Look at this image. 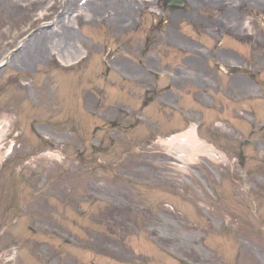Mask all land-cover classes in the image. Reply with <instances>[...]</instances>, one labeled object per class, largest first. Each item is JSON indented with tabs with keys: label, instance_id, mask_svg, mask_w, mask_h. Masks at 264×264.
Returning a JSON list of instances; mask_svg holds the SVG:
<instances>
[{
	"label": "rangeland",
	"instance_id": "rangeland-1",
	"mask_svg": "<svg viewBox=\"0 0 264 264\" xmlns=\"http://www.w3.org/2000/svg\"><path fill=\"white\" fill-rule=\"evenodd\" d=\"M67 1L0 0V154L11 147L0 160V264H264V3L103 0L94 14L98 0L66 11ZM62 15L78 53L59 57L55 35L44 58L22 64L16 49L38 30L59 31ZM226 60L244 73L222 72ZM164 70L195 73L158 98L191 108L201 134L218 131L208 141L224 157L184 164L149 125L136 126L138 113L182 127L165 104L140 101L157 84L148 73ZM195 89L221 113L195 105ZM49 149L59 159L42 156Z\"/></svg>",
	"mask_w": 264,
	"mask_h": 264
},
{
	"label": "bare ground",
	"instance_id": "bare-ground-1",
	"mask_svg": "<svg viewBox=\"0 0 264 264\" xmlns=\"http://www.w3.org/2000/svg\"><path fill=\"white\" fill-rule=\"evenodd\" d=\"M91 1L92 0H86L85 2H84V4L83 5H78V3L76 2V0H68L67 2H65V9H66V11H67V9H68V7L70 6V4H72V5H75V7L76 8H78V9H80V8H82V7H86V8H88V6H89V4H91ZM197 1L198 0H191L190 2L192 3V4H194V3H197ZM241 3H245V4H247V5H249L250 6V4L249 3H246V2H250V3H253V4H255V5H257V6H260V5H262L263 3H264V0H239ZM98 2H100V4L101 5H99V6H95L94 8H91V10L93 11V13L94 14H96L97 12H99V10L101 9V6H102V2H103V0H98ZM148 2L149 3H152V1L151 0H148ZM97 3V2H96ZM168 5L172 8V9H177V8H181V7H183L184 6V0H168ZM122 4H124V5H127L126 6V8H129V7H131V8H134V5H135V3H133V2H121V5ZM129 5H131V6H129ZM56 6H58V5H56ZM120 6V5H119ZM115 7V6H114ZM125 14H127V13H125ZM125 14L123 13V11H121V13L120 12H118L117 13V15H118V17L120 16L121 18H124V17H129V16H125ZM79 15L80 14H75V18L77 19V17H79ZM63 17H62V23H61V27H59V31H56V32H53V31H51L50 29H48V30H38L34 35H33V32H32V34L31 35H33V40H32V42H31V39L30 40H28L29 41V43H30V47H28L27 48V45H26V40L24 41V43H22L23 45H21L20 47H18L16 50H18V51H15L16 53H18V54H16L15 55V57H17V58H19V61L21 60L22 61V64L23 63H27V62H30V61H32V60H34V59H36V58H41V57H43L44 58V55H43V47H46L47 46V44H43V42L45 41V40H47V37H51V36H55V35H57V38H56V40L55 41H53V45H54V48H55V50H58V51H60L61 52V54H59L60 56L59 57H62V59H65L66 57H68V58H70L71 57V55H69L68 54V49H69V51L71 50V51H73V54H77L78 52L75 50V47H76V42L78 41L76 38H74V36H75V34L74 35H72V31H70V30H66L64 27H63V21H64V17H65V15H62ZM56 22V21H55ZM71 22H73V21H71ZM73 24H75V23H73ZM41 27H43V26H41ZM54 28H52V30H53ZM66 30V31H65ZM66 32H67V34H66ZM240 35H242V33L240 34ZM248 35H250V34H248ZM171 38H173V35H171V36H167V39L165 38V37H161L159 40H162V41H167V40H169V39H171ZM28 39H29V37H28ZM237 39V40H236ZM234 41L235 42H239L238 40H239V38H236ZM168 42V41H167ZM236 44V43H235ZM238 44H236V46H237ZM26 46V47H25ZM26 48V50H25V48ZM22 48H24V50H22ZM173 48H175V49H177L176 48V45H173ZM47 49V48H46ZM64 49H66L65 50V52H64ZM22 50V51H21ZM25 51H26V53H25ZM187 51L188 52H190V53H193V52H191L189 49H187ZM13 54V53H12ZM12 54H11V56L9 57V59H8V62H11L12 63V60H13V56H12ZM72 54V55H73ZM203 54V52H201V54L200 55H202ZM70 56V57H69ZM80 57H78L77 59H79ZM212 58V57H211ZM76 59V60H77ZM197 60H198V58H197ZM63 62L65 63V64H69L71 61H67V62H65L64 60H63ZM7 63V62H6ZM4 64V63H3ZM3 64H1L2 65V67H3ZM69 66H71V64L69 65ZM77 66V65H76ZM75 66V67H76ZM161 72H162V70H160ZM222 72H224L223 70H221ZM125 72V71H124ZM164 72H165V70H164ZM177 75H189V73H180V72H175ZM195 73H193L192 75H194ZM137 76V75H136ZM138 78L140 79V78H142V75H141V77L138 75ZM194 78H196L197 79V77H196V75H194ZM133 79V78H132ZM156 82H158L157 84H159L160 82H162L163 81V79H154ZM134 84H137V83H134ZM187 85H190V84H188V83H183V84H179V85H177L176 86V88L177 87H179V88H183V86H187ZM144 88H146L147 86L145 85V86H143ZM156 88L157 89H160L159 87H157L156 86ZM152 90H153V86L151 87V88H149V90L148 91H146V90H143V94L141 95V97H140V101L144 104L145 102H146V104L148 105L149 103H151L150 102V100L148 99L149 97H150V93L152 92ZM173 91H172V93L174 94V96L175 95H177V93H176V89L175 88H173L172 89ZM161 91V89L160 90H158L157 92H160ZM148 99V100H147ZM196 100V99H195ZM132 103H134L135 104V102L133 101V100H131L129 103H128V105L127 106H130V108L128 107V109H133V111L131 112V114L133 115V112H134V109H135V105L134 104H132ZM168 108H169V110L170 111H168V113H174L175 114V111H172L173 109H172V107L169 105L168 106ZM130 114V113H129ZM175 116H177L176 114H175ZM133 120L135 121V123H136V126H137V124H139V123H142V124H144V125H149V129L151 130V132H153V133H155V138H154V142L155 143H157V144H159V145H164L165 144V146H167V147H171V148H174V147H176L175 149H177V150H179L180 151V153L178 154V153H176L177 154V156L178 157H180L179 159L185 164V162H189V161H193L194 159H193V157H195L196 155H211V156H218L219 155V157H224V155L223 154H220L219 153V151L216 153L215 151V148H213V146L212 145H209L206 141H204L202 138H200L199 137V135H198V133H197V131H196V129H195V127L193 126V127H190V128H188V129H186L184 132H182V133H180V134H178V135H176V136H174V134H172V132L171 133H169L168 131H166V128H164L163 126H160V125H158V124H156V123H153V121L149 118V116H147V115H139L138 113L137 114H134V116H133ZM125 120V119H124ZM134 121H133V123H134ZM148 123V124H147ZM135 126V125H134ZM147 134H149V131H148V129H147ZM57 138H58V140H59V138L60 137H58L57 136ZM156 140V141H155ZM159 141V142H158ZM0 146H1V142H0ZM11 151V147H8V149L7 150H5V152L3 153V154H0V160H1V156H4V155H7L9 152ZM59 151H57L56 149H53V150H51V149H49L47 152H45L44 154H42V156H49V157H53V158H58L59 159ZM9 155V154H8ZM7 155V156H8ZM221 155V156H220ZM181 162V163H182ZM20 183H21V180L17 177V178H15V184H14V187H15V189H19L20 188ZM93 190H95L94 188H93ZM15 199V198H14ZM80 205H81V203H80ZM71 210V212H72V214L74 215V213H75V215H76V212L75 211H73V208L72 209H70ZM77 216V215H76ZM99 221H100V219H99ZM100 223V222H99ZM2 234V233H1ZM85 244H88V242L87 243H85ZM84 247V246H83ZM85 247H87V251H88V248L90 249V247H88V246H85ZM84 247V248H85ZM98 247H99V245H98ZM84 248H82V250L84 249ZM99 248H102V246L101 247H99Z\"/></svg>",
	"mask_w": 264,
	"mask_h": 264
}]
</instances>
